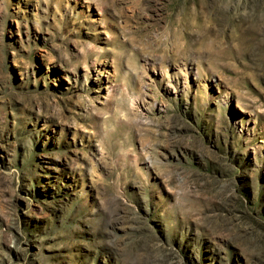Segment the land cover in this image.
Listing matches in <instances>:
<instances>
[{
    "label": "rangeland",
    "instance_id": "obj_1",
    "mask_svg": "<svg viewBox=\"0 0 264 264\" xmlns=\"http://www.w3.org/2000/svg\"><path fill=\"white\" fill-rule=\"evenodd\" d=\"M0 264H264V0H0Z\"/></svg>",
    "mask_w": 264,
    "mask_h": 264
}]
</instances>
